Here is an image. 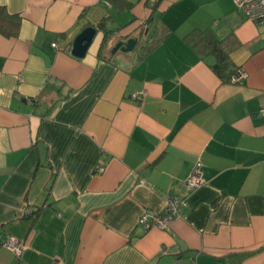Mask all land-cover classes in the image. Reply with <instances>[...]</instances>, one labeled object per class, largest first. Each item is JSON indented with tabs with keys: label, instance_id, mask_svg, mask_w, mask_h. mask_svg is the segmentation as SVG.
Returning <instances> with one entry per match:
<instances>
[{
	"label": "crops",
	"instance_id": "crops-1",
	"mask_svg": "<svg viewBox=\"0 0 264 264\" xmlns=\"http://www.w3.org/2000/svg\"><path fill=\"white\" fill-rule=\"evenodd\" d=\"M108 1L0 0L20 19L0 33V264H264V25L232 0ZM193 31L246 78L219 77ZM171 199L178 215L144 230Z\"/></svg>",
	"mask_w": 264,
	"mask_h": 264
},
{
	"label": "built area",
	"instance_id": "built-area-1",
	"mask_svg": "<svg viewBox=\"0 0 264 264\" xmlns=\"http://www.w3.org/2000/svg\"><path fill=\"white\" fill-rule=\"evenodd\" d=\"M236 10L240 12L244 18L251 22L254 25H264V0H232ZM106 6H109L108 3H105ZM53 48H57V45L54 44ZM246 78V74L242 71H237L233 74L230 79L231 84H238L242 79ZM140 94L134 93L131 95L132 99H137ZM142 96L145 93H141ZM264 113V110H262ZM98 172H102L101 168L97 169ZM205 184L204 179L201 174L194 170V172L187 178L185 185L190 189H196ZM184 206V202H180L174 199L168 201L167 206L162 215H151L148 216L143 214L139 219V224L144 230H148L151 227H157L159 229H164L168 222L178 215L180 208ZM32 209L25 211V215L31 216L33 214ZM4 246L18 255L23 248V245L15 239H9L4 243Z\"/></svg>",
	"mask_w": 264,
	"mask_h": 264
},
{
	"label": "trees",
	"instance_id": "trees-1",
	"mask_svg": "<svg viewBox=\"0 0 264 264\" xmlns=\"http://www.w3.org/2000/svg\"><path fill=\"white\" fill-rule=\"evenodd\" d=\"M119 0H109L113 4H117ZM122 2V1H121ZM20 25V19L17 15H9L4 9H0V33L6 37H13L16 35ZM160 39L157 38L154 44H156ZM188 43L191 48L200 55L214 54L217 57V64L213 66V71L226 82H228L231 75L235 72L230 66L228 60V55L224 49V43L217 42L213 39L212 35L208 32L193 31L187 38ZM153 44V45H154ZM147 49H152V46ZM35 211V210H34ZM34 213V212H33Z\"/></svg>",
	"mask_w": 264,
	"mask_h": 264
},
{
	"label": "water",
	"instance_id": "water-1",
	"mask_svg": "<svg viewBox=\"0 0 264 264\" xmlns=\"http://www.w3.org/2000/svg\"><path fill=\"white\" fill-rule=\"evenodd\" d=\"M98 31V28L92 26L84 28L72 42L71 55L78 59L84 58ZM137 42L138 40L136 38L119 41L114 44L111 54L118 52L124 55L132 54L137 46Z\"/></svg>",
	"mask_w": 264,
	"mask_h": 264
}]
</instances>
